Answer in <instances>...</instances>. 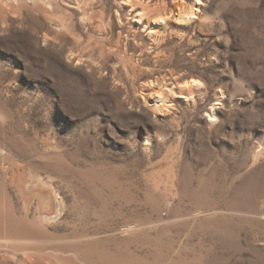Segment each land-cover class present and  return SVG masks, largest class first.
Segmentation results:
<instances>
[{"label": "rangeland", "instance_id": "1", "mask_svg": "<svg viewBox=\"0 0 264 264\" xmlns=\"http://www.w3.org/2000/svg\"><path fill=\"white\" fill-rule=\"evenodd\" d=\"M0 264H264V0H0Z\"/></svg>", "mask_w": 264, "mask_h": 264}, {"label": "bare ground", "instance_id": "2", "mask_svg": "<svg viewBox=\"0 0 264 264\" xmlns=\"http://www.w3.org/2000/svg\"><path fill=\"white\" fill-rule=\"evenodd\" d=\"M130 1H134V0H130ZM183 11H186V10L183 9ZM179 12H180V11H179ZM186 14H188V13H186ZM186 14L183 15V13L180 12V13H179V18H180L181 20H186L187 17H188ZM164 18H165V17H161V16H159L158 19H157V21H158V22H164V21H165ZM160 101H161V98H160V96L158 95V96H157V102H160ZM160 103H161V102H160ZM160 103H159V104H160ZM161 104H162V103H161Z\"/></svg>", "mask_w": 264, "mask_h": 264}, {"label": "snow or ice", "instance_id": "3", "mask_svg": "<svg viewBox=\"0 0 264 264\" xmlns=\"http://www.w3.org/2000/svg\"><path fill=\"white\" fill-rule=\"evenodd\" d=\"M194 83H199V82H197V81H194Z\"/></svg>", "mask_w": 264, "mask_h": 264}]
</instances>
